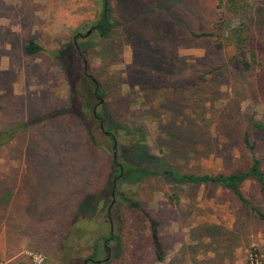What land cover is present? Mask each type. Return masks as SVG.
<instances>
[{
	"label": "rangeland",
	"instance_id": "1",
	"mask_svg": "<svg viewBox=\"0 0 264 264\" xmlns=\"http://www.w3.org/2000/svg\"><path fill=\"white\" fill-rule=\"evenodd\" d=\"M225 2L0 0V130L24 125L0 146V259L82 264L96 251L102 261L111 236L101 264H246L251 253L264 264V223L227 189L164 175L110 187L113 141L117 164L137 140L162 173L247 168L244 127L250 118L264 124L258 67L236 71L230 48L195 36L215 32L219 19L236 24L218 7ZM104 4L112 28L102 38L93 24ZM242 15L264 33V0ZM29 41L40 51L27 55ZM250 139L264 172V144ZM240 192L264 213L256 182ZM84 198L92 207H80Z\"/></svg>",
	"mask_w": 264,
	"mask_h": 264
},
{
	"label": "trees",
	"instance_id": "2",
	"mask_svg": "<svg viewBox=\"0 0 264 264\" xmlns=\"http://www.w3.org/2000/svg\"><path fill=\"white\" fill-rule=\"evenodd\" d=\"M249 1L252 0H227V2L224 3V6L222 3H218V7L221 8L226 14L236 15V24L230 25L229 21L225 19H219L215 25V32L200 33L195 36L214 37L216 41V48H230L232 55L229 59V62L232 68L236 71L241 73H249L250 70L254 69V66H257L258 72H256L253 76L258 83H264V61L258 56V52L261 54L262 52L264 53V33H258L257 31L250 30L249 27L251 26L248 25L247 21H242V18H244V15L242 14L246 10V6ZM108 11L107 5L104 4L98 20L93 24V29L97 35L102 38L107 37L112 28ZM24 51L27 55H34L40 51V47H38L34 41H29L25 45ZM59 55H61V52H59ZM96 95H99L98 91L96 92ZM106 126V129L103 128V130L109 131V129L112 128V125L109 123H106ZM23 127L24 125L18 124L11 126L8 129L0 130V146L8 143L14 136V133ZM121 131L125 132V135L127 136L130 135L126 130ZM108 135L112 140L113 136L111 134ZM251 135H255L258 141L264 144V124L258 120H254L253 118H250L247 125L244 127L241 138L243 147L246 150L248 166L243 171L232 172L225 175H196L190 173L181 174L175 170H168L162 173L158 170L156 165L158 159L153 155H150L145 149V146L144 151L143 147L139 142H137V140H132L129 147L123 148V152L127 154V163L123 162L117 164L115 163V160H113L114 166L111 174V176H113V181L110 187L115 186L117 182H119L118 184L120 185L126 186L136 185L157 175H164L172 182L178 184H217L230 191L242 206L249 210L258 221L264 223V213L255 208L240 192V186L248 180L256 182L259 185L260 190L264 191V172L261 170L260 158L255 153V143L250 139ZM112 193L113 195L117 194V191L112 189L111 194ZM121 200L125 201L127 206H131L130 201L127 199L121 198ZM93 203V200L84 198L82 203L79 205L80 207L82 206L87 208L88 206L92 207ZM84 211L85 210H83L82 213H84ZM77 223L78 222L72 223V230H75V228L82 229L80 225L77 226ZM112 238L116 239L114 236ZM68 239H71V237H68ZM68 242L69 244L71 243L70 240ZM96 253V251H93L91 258H95ZM157 253L158 252L156 250L155 254L157 255ZM251 254H253V261H247L246 264H261V261H258V257H256V254L258 253ZM157 259H159L158 256Z\"/></svg>",
	"mask_w": 264,
	"mask_h": 264
},
{
	"label": "flooded vegetation",
	"instance_id": "3",
	"mask_svg": "<svg viewBox=\"0 0 264 264\" xmlns=\"http://www.w3.org/2000/svg\"><path fill=\"white\" fill-rule=\"evenodd\" d=\"M87 76V75H86ZM88 77V76H87ZM96 92H97V90H95L94 91V96H96ZM98 123L99 124H101V121L100 120H98ZM111 239V236H109V237H107L106 239H104L103 240V243H102V248H103V251L105 252V254L106 255H108L109 253H108V249H107V247H106V243L109 241ZM85 261V263H83ZM101 262H103V260L101 261V260H96V259H94V258H91V256L90 257H88L87 259H85V260H83L82 261V264H101Z\"/></svg>",
	"mask_w": 264,
	"mask_h": 264
},
{
	"label": "water",
	"instance_id": "4",
	"mask_svg": "<svg viewBox=\"0 0 264 264\" xmlns=\"http://www.w3.org/2000/svg\"><path fill=\"white\" fill-rule=\"evenodd\" d=\"M88 33H89V31L86 33V35H87ZM83 65H84V73H85V62H83ZM91 81L96 85V83L94 82L93 79H91ZM100 129L102 130V126H101V125H100ZM104 134L107 135L108 133L104 132ZM112 141H113V139H112ZM114 146H115V145H114V141H113V155H112V159H113V160L115 159V153H114L115 147H114ZM111 197H113V194H111ZM112 203H113V201H111V203H110L109 206H111ZM107 212H108V210H107ZM107 251H108V250H107ZM107 260H108V255L104 258L103 262H106ZM83 263H85V261H84Z\"/></svg>",
	"mask_w": 264,
	"mask_h": 264
},
{
	"label": "built area",
	"instance_id": "5",
	"mask_svg": "<svg viewBox=\"0 0 264 264\" xmlns=\"http://www.w3.org/2000/svg\"><path fill=\"white\" fill-rule=\"evenodd\" d=\"M42 262V258L41 257H34L33 258V263L34 264H41ZM0 264H7L6 262H4L2 259H0Z\"/></svg>",
	"mask_w": 264,
	"mask_h": 264
},
{
	"label": "crops",
	"instance_id": "6",
	"mask_svg": "<svg viewBox=\"0 0 264 264\" xmlns=\"http://www.w3.org/2000/svg\"><path fill=\"white\" fill-rule=\"evenodd\" d=\"M2 188L3 187H1L0 188V208H1V205L3 204V203H6L5 201H4V196H5V194H6V192L4 191V190H2Z\"/></svg>",
	"mask_w": 264,
	"mask_h": 264
}]
</instances>
